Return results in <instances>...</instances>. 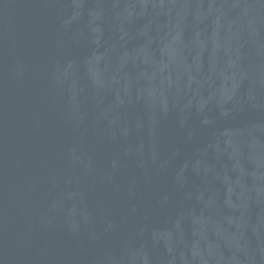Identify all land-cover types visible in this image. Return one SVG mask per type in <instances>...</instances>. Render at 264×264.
Wrapping results in <instances>:
<instances>
[{
  "label": "water",
  "instance_id": "obj_1",
  "mask_svg": "<svg viewBox=\"0 0 264 264\" xmlns=\"http://www.w3.org/2000/svg\"><path fill=\"white\" fill-rule=\"evenodd\" d=\"M0 264H264V0H0Z\"/></svg>",
  "mask_w": 264,
  "mask_h": 264
}]
</instances>
